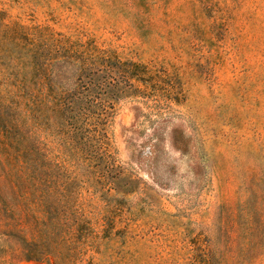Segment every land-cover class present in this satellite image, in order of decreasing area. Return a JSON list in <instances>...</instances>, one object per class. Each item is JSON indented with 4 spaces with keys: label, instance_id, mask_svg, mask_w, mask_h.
<instances>
[{
    "label": "rangeland",
    "instance_id": "374dc122",
    "mask_svg": "<svg viewBox=\"0 0 264 264\" xmlns=\"http://www.w3.org/2000/svg\"><path fill=\"white\" fill-rule=\"evenodd\" d=\"M1 13L145 65L152 84L135 76L143 92L117 97L102 179L79 171L86 254L59 229L45 261L0 237V264H264V0H0ZM1 17L0 109L12 121ZM1 140L0 171L16 156L6 162Z\"/></svg>",
    "mask_w": 264,
    "mask_h": 264
},
{
    "label": "trees",
    "instance_id": "16d2710c",
    "mask_svg": "<svg viewBox=\"0 0 264 264\" xmlns=\"http://www.w3.org/2000/svg\"><path fill=\"white\" fill-rule=\"evenodd\" d=\"M0 15L5 68L14 71L18 89L15 119L0 109L1 152L9 163L10 151L16 155L15 165L0 171V237L17 238L24 257L45 261L60 229L63 247L78 246L85 255L93 230L78 205L79 171L102 179L98 168L113 157L107 126L116 99L131 88L142 93L151 73L90 42Z\"/></svg>",
    "mask_w": 264,
    "mask_h": 264
}]
</instances>
